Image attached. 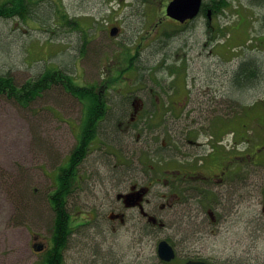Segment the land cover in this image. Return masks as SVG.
<instances>
[{"label":"rangeland","instance_id":"1","mask_svg":"<svg viewBox=\"0 0 264 264\" xmlns=\"http://www.w3.org/2000/svg\"><path fill=\"white\" fill-rule=\"evenodd\" d=\"M159 1L144 4L146 7L140 4L143 8L137 11L142 12V16L133 19L123 17L131 14L130 10H126L122 17L116 14V19L111 13L115 10L113 8L118 7L116 0H39L32 5V18L26 22L19 18L0 22V74L11 73L18 84L22 85L48 69H61L71 74L75 82L82 86L92 84L97 76L108 75L104 61L112 64L110 59L119 60V54L127 44L134 43L132 45L135 46L142 43L147 45L143 47L145 50L166 45L169 50L181 43L173 59L186 53L184 60L188 61L198 77L195 84L207 89L203 75L215 81V88L219 87L224 97L225 94H232L231 85L225 76L232 74L239 61L248 56L264 65V0H228L229 7L223 11L222 16L210 22L214 31L203 34L201 25L192 33V37L182 41L181 37L184 38L186 34L185 28L173 31L168 21L155 27V31L162 35L158 36L152 30L146 33L149 22H157L160 17V10H157ZM55 16H68L71 21L66 20L65 23ZM76 20L82 28L92 24V42L85 38L84 33L68 24L70 22L74 26L73 21ZM114 20L122 23L124 29L122 35L113 40L108 34V24H116ZM134 25L138 29L132 33ZM224 27L229 30L226 31ZM224 33L227 34L225 38H231L222 45L220 43L226 41L222 37ZM218 36L222 37L219 44L215 39ZM83 44L87 46V57L80 62ZM185 44H188L187 49L184 48ZM233 48H236L235 52ZM238 55L241 57L235 59ZM224 85L228 89H222ZM256 91L258 94L255 99L263 102L264 83ZM214 94L212 96H217L218 102L220 95ZM227 96V104L234 105L236 99L246 101L251 94L236 95V99ZM220 111L221 107L216 105L211 119L218 116ZM82 117L83 106L80 101L57 86L45 92L26 109L0 99V264H36L41 261L44 253L35 252L34 245L50 246L55 215L47 197L56 187L60 167L66 164L67 157L77 144L76 134ZM114 118L115 115L109 116L102 127L108 128L109 132L115 131ZM151 136L148 141H142L144 147L143 144L140 147L131 146L128 153L132 156L134 152L135 158H138V155L147 152ZM165 138L171 141V133L168 132ZM226 139L227 142L231 141L230 136ZM171 150L170 147L165 149L163 155L171 153ZM106 152L104 146H94L78 170L85 175H82L84 179L81 187L75 189L69 197V210L75 230L64 254L65 264H160L157 242L142 240L139 243V237H136L132 228L128 230L121 221L115 220L118 206L111 209L106 204L112 198V194H106L109 191L107 188L102 190L104 193L85 192L96 181L100 182L99 186L105 187L103 184H108L110 171L121 170V167H116V158L105 156ZM130 164L141 166L138 160ZM260 169V174H264V168ZM260 174L258 201L254 209L258 214L257 239L247 240L249 237L242 234L239 235L241 242L229 243L219 237L206 244L209 256H232L240 258L242 264H264V177ZM244 197L243 214L240 216L242 222L237 220L239 217L236 218L234 213L231 217L233 225L239 223L244 226L250 220L251 208H246L245 202L249 197L245 194ZM102 201H105L104 206H101ZM82 217L88 218L89 223L76 226ZM133 222L138 223L135 226L142 223L138 219Z\"/></svg>","mask_w":264,"mask_h":264},{"label":"flooded vegetation","instance_id":"2","mask_svg":"<svg viewBox=\"0 0 264 264\" xmlns=\"http://www.w3.org/2000/svg\"><path fill=\"white\" fill-rule=\"evenodd\" d=\"M153 1L116 0L118 7L113 8L115 10L111 13L117 19V15L122 17L126 10H130V16L123 17L133 19L142 16V12L137 11L141 10L140 4ZM170 1H159L160 23L168 21L176 29L185 28L188 32L198 30L202 25L203 34L210 29L215 30L210 23L212 19L206 21L203 12L184 23L167 17ZM206 15L211 17L210 12ZM114 21L117 23L108 24V33L118 32L119 37L124 26L118 20ZM196 23L197 27H194ZM152 24L149 22L146 33L153 30ZM158 26L155 22L154 27ZM132 28V33L138 29L135 25ZM132 44H127V48L137 49L140 58L131 60L123 56L120 62L106 65L110 74L97 76L93 81L98 84L99 104L104 105L99 108L104 117L98 123L101 127L94 146H104L107 150L105 156L115 157L118 162L116 167H121V170L110 171L108 184H103L105 187L99 186L100 182L96 181L85 192L104 193L102 190L107 188L109 191L106 194H112V198L106 204L111 209L118 206L117 219H114L121 221L128 230L132 228L139 237V243L142 240L157 242V254L159 244L167 241L174 250L175 259L169 263L160 261V264H186L189 261L242 264L240 258L232 256H209L206 244L219 237L229 243L241 242L239 235L242 234L249 237L247 240L257 239L258 214L254 209L258 201L260 168H264V101L258 102L256 94L252 96L253 93H250L247 101L228 105L220 88L215 89V81L202 75L207 89L195 84L198 77L188 61L184 60L186 53L182 59L174 60L168 58L167 47L145 50L143 47L147 45ZM180 46L181 43L173 51L179 50ZM149 51L151 53L147 54ZM156 51L161 59L158 63L153 60L160 66H156L155 75L149 74L148 70L144 74H135V66H141L140 71H144L142 67ZM130 62H134L132 67ZM105 82L116 85H102ZM213 92L220 95L218 102V97L212 96ZM216 105L221 107V111L211 119ZM111 114H119L120 117L116 119L119 121L118 128L109 132L102 125ZM168 132L171 133V141L165 138ZM150 135L148 153L143 152L138 158H135L134 152L132 156L128 153L131 146L140 147L143 144L144 147L142 141H148ZM227 136L231 137L230 142H227ZM160 142L167 144L161 145ZM166 146L172 152L163 155V151L169 148ZM136 160L141 166L130 164ZM78 175L81 184L85 173L78 172ZM244 194L249 197L245 202L246 208H251L250 220L244 226L239 223L233 225L231 217L234 213L242 222ZM137 219L142 222L140 226H135L138 223L133 222ZM82 221L89 222L88 218Z\"/></svg>","mask_w":264,"mask_h":264},{"label":"trees","instance_id":"3","mask_svg":"<svg viewBox=\"0 0 264 264\" xmlns=\"http://www.w3.org/2000/svg\"><path fill=\"white\" fill-rule=\"evenodd\" d=\"M37 1L39 0H4L0 2V22L2 20H9L14 18H19L20 20L26 22L29 18H32V5L37 3ZM227 7H229L228 0H206V3H204L202 10L203 16H205L206 21H210V19L213 18H219L220 16H222L223 11ZM206 12H210L212 17L206 15ZM55 17L57 19L64 20L65 23L67 22L66 20H70L68 16H63L62 18H59L57 16ZM198 23H196L194 27H197ZM68 24L74 29L80 30L82 33H84L85 38L88 41L92 42L93 38H91V32L82 29L81 26H79L77 20L73 21L74 26H72L70 22ZM224 29H226V31L229 30V28L227 27H224ZM210 31H212V29H210ZM185 32H188V30ZM193 32L195 31L191 30L190 32L185 34L184 38L181 37L182 39L180 41L187 37H192ZM209 32L208 34H210ZM219 35L221 34L219 33ZM226 35L227 34L224 33L222 37L225 38ZM217 38L218 37H216L215 39L217 40ZM210 44L214 45V43ZM85 46L86 44L82 45L80 54L87 56V46ZM163 46L158 48L166 47ZM184 48H188V44H185ZM172 50L173 49H171V51H168V58L172 57L171 59H173L175 52ZM127 52L129 51H126V53ZM158 54L159 52L156 51L155 55L149 58V62H145V67H142L144 71H140L141 66H135V74H144L143 72H147L148 70L149 74L155 75V72L160 66L154 64L155 61L153 62V59L157 60L158 63L161 59L160 54ZM239 56L241 57V55ZM118 58H121V56ZM126 58L134 60L136 58L135 53H127ZM179 59H182V57H179ZM130 64L132 67L134 62H130ZM106 67L107 66H105V68ZM107 70L109 73L110 70L108 68ZM226 79H228L229 85H231L232 94L230 93V95L228 96L227 94H225V96L236 99V95L244 93L250 94L253 92L254 93L252 96H254V94H256L257 96L258 92L256 90H258V86H261V84L264 83V65L256 58L246 56L244 60L240 61L239 64L235 66L232 74ZM97 85L98 84H89L86 87H81L75 82L74 77L71 74H68L61 69H48L37 78L30 79L22 85L18 84L11 73L0 74V99L10 101L24 109L29 108L38 98L42 97L45 92L49 91L54 86L60 87L66 90V92L70 93L73 97L81 99L85 107L83 109V117L80 124V134L77 137L78 143L72 153L67 157L66 164L60 167L55 185L56 187L47 197L55 215L51 230V243L48 250L44 253L41 261L37 262L36 264H65L64 254L68 247L69 240L75 230V227L72 226L73 220L71 218L69 210V197L79 186L77 167L90 153L93 142L96 139L98 133V123L104 117V113H102V110L99 109L104 105L99 104V100L97 98ZM102 85H109L110 87H113L116 85V83L105 82L102 83ZM224 87L225 89H228V86L224 85L223 89ZM249 98L250 97H248V99ZM236 101H238L239 103L245 102L240 99H236ZM113 115L116 116L113 121L114 128L117 129V123L119 121L116 119L119 118L120 115L111 114L110 116ZM83 224L84 222L77 224L76 226H82Z\"/></svg>","mask_w":264,"mask_h":264},{"label":"water","instance_id":"4","mask_svg":"<svg viewBox=\"0 0 264 264\" xmlns=\"http://www.w3.org/2000/svg\"><path fill=\"white\" fill-rule=\"evenodd\" d=\"M202 2L203 0H173L167 8L168 16L180 22L193 19L199 14ZM41 249L42 247L38 250ZM159 257L166 262L172 261L175 258L173 248L165 241L161 242L159 245ZM187 264L206 263L200 261H190Z\"/></svg>","mask_w":264,"mask_h":264}]
</instances>
